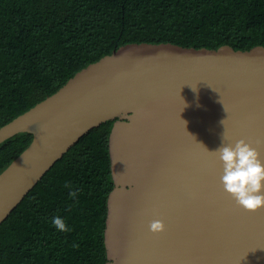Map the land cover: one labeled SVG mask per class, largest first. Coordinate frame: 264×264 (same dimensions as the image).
<instances>
[{
	"label": "water",
	"instance_id": "obj_1",
	"mask_svg": "<svg viewBox=\"0 0 264 264\" xmlns=\"http://www.w3.org/2000/svg\"><path fill=\"white\" fill-rule=\"evenodd\" d=\"M115 119L105 264H264V209L237 206L212 154L244 139L264 160L262 46L127 44L82 69L0 128V144L33 136L0 174V224L83 135ZM157 219L165 231L154 234Z\"/></svg>",
	"mask_w": 264,
	"mask_h": 264
},
{
	"label": "trees",
	"instance_id": "obj_2",
	"mask_svg": "<svg viewBox=\"0 0 264 264\" xmlns=\"http://www.w3.org/2000/svg\"><path fill=\"white\" fill-rule=\"evenodd\" d=\"M142 43L264 47V0H0V128L88 65ZM115 121L83 135L0 224V264L106 263ZM32 137L22 133L0 144V174ZM57 216L70 231L54 227Z\"/></svg>",
	"mask_w": 264,
	"mask_h": 264
},
{
	"label": "clouds",
	"instance_id": "obj_3",
	"mask_svg": "<svg viewBox=\"0 0 264 264\" xmlns=\"http://www.w3.org/2000/svg\"><path fill=\"white\" fill-rule=\"evenodd\" d=\"M220 102L223 104L222 100ZM224 109L227 112L225 107ZM224 122L222 121L223 124ZM212 154L223 166V174L220 178L223 190L235 200L237 206L248 212L264 209V160L261 159L260 153L250 143L240 139L234 146L222 143ZM64 186L70 187L67 183ZM69 195L74 199L77 193L70 192ZM52 223L60 232L71 230L65 220L59 216L54 217ZM149 228L154 234L165 231V225L159 219L153 220Z\"/></svg>",
	"mask_w": 264,
	"mask_h": 264
}]
</instances>
